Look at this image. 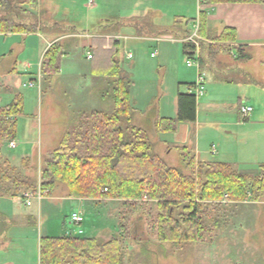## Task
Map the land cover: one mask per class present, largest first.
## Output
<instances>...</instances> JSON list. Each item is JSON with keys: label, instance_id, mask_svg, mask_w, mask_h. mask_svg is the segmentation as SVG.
I'll return each mask as SVG.
<instances>
[{"label": "rangeland", "instance_id": "rangeland-1", "mask_svg": "<svg viewBox=\"0 0 264 264\" xmlns=\"http://www.w3.org/2000/svg\"><path fill=\"white\" fill-rule=\"evenodd\" d=\"M93 2L88 7L89 0H0V16L6 14L13 21L35 23L47 36L50 31L58 36L70 33L69 24L63 23L69 20L77 23L80 30L95 28L115 36L111 50L104 49L100 39L91 46L82 40L71 44L63 40L65 54L61 71L49 79L45 76L38 79L39 53L45 46L38 40L42 38L34 34L0 32V48L8 54L4 61L6 67L14 66L16 56L22 64L34 63L31 73H22L12 84L24 99L16 146L11 147L10 142H6L0 150L2 172L9 175V178L0 177V187L9 190L4 191L5 195L0 191V209L8 215L7 220L6 216L3 218L6 235H0V245L3 243L0 264H39L40 238L72 234L70 220L75 211H82L85 216L81 225L84 234L80 236H94L101 241L113 234L121 238L124 264H264V197L259 201L224 204L221 211L215 210L213 218L208 219L213 223L218 217L220 223L217 226L213 223L203 240L177 244L160 241L152 229L150 221L158 211L154 204L127 210L122 201L107 198L81 206V200L69 196L68 185L57 181L52 192L45 195L52 193L51 198L34 199L32 205H25L24 193L43 185L47 161L79 115L93 110H115L111 98L113 84L108 76L115 64L132 80L131 100L137 109L134 123L146 128L155 151L169 165L191 173L182 164L180 150L169 143L172 132L154 130L150 117L154 112L173 114L175 97L190 90L197 95V120L179 124L188 127V147L194 157L229 162L239 171L250 174H255L264 163V87L248 82L251 79L264 82V49L258 50L248 61L236 59L231 53L218 56L220 61L214 63V72L202 68L206 79L203 93L198 94L197 87L190 84L198 82L199 66L187 65L184 40H168V34L155 30H160L163 22L182 26L173 13H185L189 16L184 21L189 34H198L193 6L182 10L178 5H170L172 15L168 21L156 22L161 14L151 7L155 0ZM102 18L112 21L102 28L98 26ZM88 20L94 23L89 25ZM130 20L137 28L130 27V22L123 23ZM173 38L180 37L175 34ZM23 46L26 48L20 53L18 50ZM14 47L17 52L15 49V55L10 56ZM89 53L93 57L90 58ZM130 53L132 57H128ZM6 77L0 70L3 98L0 104L11 101L16 93L6 90ZM241 80L247 83L240 84ZM240 105L251 106L253 110L246 117L240 116ZM144 108L148 114L145 112V122L140 124L139 112ZM21 176L31 177L34 184L21 185ZM21 212L29 217L25 224H21Z\"/></svg>", "mask_w": 264, "mask_h": 264}, {"label": "trees", "instance_id": "trees-1", "mask_svg": "<svg viewBox=\"0 0 264 264\" xmlns=\"http://www.w3.org/2000/svg\"><path fill=\"white\" fill-rule=\"evenodd\" d=\"M111 21L106 20L107 24L103 26H108ZM177 22L183 21L177 19ZM35 26L32 22L13 21L6 14L0 16V32H37L39 28ZM204 28L203 14L199 19L198 33L203 35ZM73 30L70 28L71 32ZM235 41L236 31L230 27L210 42L201 39L198 56L201 68L214 72L218 55L231 53L228 43ZM183 50L187 56L195 58L197 45L183 41ZM242 51V46H238L236 59H242ZM64 54L62 41L56 40L49 46L41 63V73L46 79L61 71ZM245 57L249 59L250 55ZM108 76L113 84L111 98L115 110H93L79 115L46 163L42 180L45 188L52 192L56 182L63 181L68 185L71 197L118 199L127 210L154 204L158 211L150 221L151 227L160 241L174 244L203 240L210 226L220 223L218 217L214 218L213 223H209L208 219L213 218L215 210L221 211L224 204L259 201L264 197V163L259 165L255 174L245 173L229 162L196 160L189 147L182 146L179 147L181 160L191 173L187 174L182 168L169 165L155 151V144L147 130L134 123L132 80L129 75L115 64ZM249 81L264 87V82L255 79ZM178 104L177 117L157 119L158 132H175L179 122L197 120L196 94L179 93ZM23 112L24 99L20 93L16 94L11 103L0 106V150L6 142L17 138L18 119ZM0 176L9 178L7 173L2 172L1 166ZM20 182L25 186L34 184L29 176H21ZM124 258V246L117 234L106 241L74 234L42 236L39 241L40 264H124Z\"/></svg>", "mask_w": 264, "mask_h": 264}, {"label": "crops", "instance_id": "crops-1", "mask_svg": "<svg viewBox=\"0 0 264 264\" xmlns=\"http://www.w3.org/2000/svg\"><path fill=\"white\" fill-rule=\"evenodd\" d=\"M156 2H154L151 7L152 9L156 8L157 11H159V14H161V16H159L156 19V22L158 20L160 21H168V18L171 14V11L169 10V6L170 5H178L179 9L185 10L186 6L191 5L194 7V13H195V17L194 19V23L196 24L197 21H199L200 16L201 15H205V28H204V33L203 35H201L200 33L197 34V43H195L197 45V50L199 51L200 54V42L201 39H204L206 41H212L214 38H216L218 35H220L225 28L230 27V28H234L236 31V41L235 42H229L228 44L231 46V54L235 57L238 54V46H242L243 51L241 52L243 57L242 59L245 60H250L254 57V54L260 50V49H264V2H236V3H229V2H218V3H210V2H203V0H155ZM93 0H89L88 3V7L90 6V4H94ZM173 16L175 19L179 18L181 19L182 22V26H171L172 23L171 22H167V24H163L161 25V29H155L160 33H164V31L167 30V33L169 35L168 40L171 41H176L177 39H182L184 41H186L187 37L192 36L191 34H189V30L187 29V25H184V21L185 19H188L187 17H189L188 15L185 16V13H180V14H175L173 13ZM109 18H102L101 22L98 24L99 27H102L104 25L103 22H105L106 20H108ZM57 22V21H56ZM59 22H63V21H58ZM122 23V21H120ZM130 22L131 24L129 25L130 27H136L134 21H123V23H127ZM63 23H68L69 26L74 29L73 32L61 35L59 34H55L53 32H49L48 36L43 34L41 29L39 28V30L37 32H15L16 34L19 35H31L34 34L36 36L41 37V40H38V42L40 41V43H45V46L43 47L42 51L39 53V66H38V71H39V77L38 79H40V77L42 78L43 75L41 73V63L44 57V54L46 53L47 49L49 48V46L56 40H60L63 42V40L68 41L70 44L73 41H85L87 43V45L91 46L94 45L95 43L99 42L98 39H100L101 44L103 46L104 49L106 50H111L113 49V38L115 37L114 34L111 33H103L101 31H96L95 28H86L85 30H80V27L77 25V23H75L73 20H69L67 22H63ZM87 23L90 25L93 22L91 21H87ZM94 25V24H93ZM105 26H103L102 28H104ZM125 27V26H124ZM164 27V28H163ZM174 27V28H173ZM176 28V29H175ZM174 29V30H172ZM142 33H146L144 31H141ZM179 35L180 38H173L174 35ZM189 34L187 37L186 35ZM28 36V38H29ZM27 39V38H26ZM24 40V44L26 43L27 40ZM72 41H71V40ZM103 39V40H102ZM115 42V41H114ZM116 42H118V40H116ZM194 43V42H193ZM26 46V45H24ZM21 47L19 48L20 53L21 51H23L26 47ZM16 48L14 47L13 50L10 52V56L15 55V53H13V51ZM15 52H17V49L15 50ZM20 55V54H19ZM221 54H219L218 56H220ZM246 55H250V58H246ZM17 60H15V64L13 67H6V65L4 64V61L6 58H8V54L7 52H3L0 48V70L4 71V73L6 74V78H7V83L5 86L7 91L13 92L15 93V89L13 87V82H15V80L21 76L22 73L24 72H29L31 73L34 63L29 62V63H24L22 64L20 60H18V56ZM93 57V56H92ZM217 62L215 63H219V59L217 58L216 60ZM199 62V71L198 74L203 72L205 73V70H202L201 68V64L200 61L198 59ZM231 68V67H229ZM213 72V71H212ZM41 73V74H40ZM9 79V82H8ZM234 80L230 81L233 82ZM19 82V81H18ZM196 83V82H195ZM240 84L242 83H247L244 80L239 81ZM33 84V83H32ZM195 85V84H194ZM260 86V85H259ZM263 87V86H261ZM191 93H193L190 90ZM190 92H185V93H190ZM184 93V92H182ZM17 92L15 93V95L13 96V98L16 96ZM12 98V100L9 102H6L5 104H0V106H4L7 105L9 103H11L14 99ZM2 97L0 96V101H2ZM136 112V107L133 106ZM145 109V111H144ZM142 110H140V119H139V123H143L144 121V117L143 115L146 112V115L148 114V112L146 111V108H144ZM179 114V104H178V95L175 97L174 102H173V114L171 112V114H159V113H155L153 114V116H151L150 118V122L153 127L154 130H156L158 132V130L156 129V121L159 117H170V118H175L177 117ZM176 115V116H175ZM147 118V116H146ZM145 118V119H146ZM134 120H135V113H134ZM136 124V123H135ZM138 125V124H136ZM141 126V125H138ZM143 127V126H141ZM144 128V127H143ZM187 128L186 125L183 124H179V127H177V130L175 132H172V139L170 145L171 147H175L178 148L182 147V146H189V134L187 132ZM146 130V128H144ZM181 130V132H180ZM148 132V131H147ZM168 143V142H167ZM171 148H169L170 150ZM197 154L200 153L199 149H198V144H197ZM200 157V156H199ZM199 157H196V159L201 160ZM207 161V160H206ZM9 162V161H7ZM10 164V163H8ZM12 164V163H11ZM183 164V163H182ZM14 165V163L12 164ZM1 177V176H0ZM0 191L3 193L1 195H5L4 191H8L6 190L4 187H0ZM8 193V192H6ZM52 197V193L50 195H48L45 198H51ZM74 198V197H73ZM79 200L82 201L81 206H84L85 202L90 203V202H98L101 199H88V198H77ZM6 216V220L8 219V215H6L5 213H3L0 209V235L1 237H4L5 234V223L6 221L3 220V218ZM21 224H25L26 220H28V216L25 215V213L21 212ZM71 226V225H70ZM69 227H67L68 229ZM5 230V231H4ZM94 237V236H93ZM6 239H9L8 237H6ZM3 240V239H2ZM1 241V240H0ZM4 241V240H3ZM3 247V243H1L0 248ZM3 250V248H1V251ZM1 264H5V263H1ZM39 264H40V260H39Z\"/></svg>", "mask_w": 264, "mask_h": 264}, {"label": "built area", "instance_id": "built-area-1", "mask_svg": "<svg viewBox=\"0 0 264 264\" xmlns=\"http://www.w3.org/2000/svg\"><path fill=\"white\" fill-rule=\"evenodd\" d=\"M196 28H197V32H198L199 21H197V23H196ZM196 40H197L196 32H195V34H193L190 37H187V39H186V41H190V42H194V43H197ZM196 53L197 54H196L195 58L188 56V59L186 60L188 66H192L193 64H197L199 66V62H198L199 51L197 50ZM88 56L91 58L93 55L91 53H89ZM132 56L133 55L131 53L128 55V57H132ZM205 79H206L205 73H203V72L199 73L198 82L195 84V86L197 87L198 94H202L204 91ZM252 110H253V108L251 106H245V105L241 106V113L244 117L248 116ZM10 146L15 147L16 146L15 141H11ZM49 192H50L49 188H45L42 184H39V186L36 189L28 190L24 193V195H23L24 203L26 206H30L33 204L32 200L37 199L40 201ZM84 221H85V216H84L82 211H75L72 213L71 220H70L71 228H72V231H71L72 234H74V235L84 234V229L81 226L84 223Z\"/></svg>", "mask_w": 264, "mask_h": 264}]
</instances>
